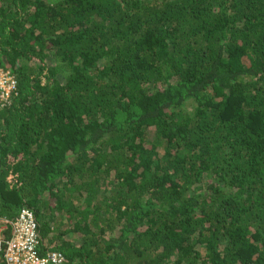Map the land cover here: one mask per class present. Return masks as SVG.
<instances>
[{"label":"trees","instance_id":"obj_1","mask_svg":"<svg viewBox=\"0 0 264 264\" xmlns=\"http://www.w3.org/2000/svg\"><path fill=\"white\" fill-rule=\"evenodd\" d=\"M0 66V225L32 209L64 264H264V0H0Z\"/></svg>","mask_w":264,"mask_h":264},{"label":"built area","instance_id":"obj_2","mask_svg":"<svg viewBox=\"0 0 264 264\" xmlns=\"http://www.w3.org/2000/svg\"><path fill=\"white\" fill-rule=\"evenodd\" d=\"M19 96L17 75L0 66V111L11 107ZM9 231V237L4 232ZM39 223L34 211L24 207L14 219L0 225L1 264H64L66 256L61 251L43 248Z\"/></svg>","mask_w":264,"mask_h":264}]
</instances>
